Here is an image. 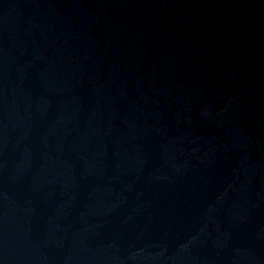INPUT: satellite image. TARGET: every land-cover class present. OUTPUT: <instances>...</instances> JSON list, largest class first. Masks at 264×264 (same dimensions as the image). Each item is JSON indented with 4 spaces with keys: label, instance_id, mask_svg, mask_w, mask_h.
<instances>
[{
    "label": "water",
    "instance_id": "95a60500",
    "mask_svg": "<svg viewBox=\"0 0 264 264\" xmlns=\"http://www.w3.org/2000/svg\"><path fill=\"white\" fill-rule=\"evenodd\" d=\"M0 264H264V0H0Z\"/></svg>",
    "mask_w": 264,
    "mask_h": 264
}]
</instances>
